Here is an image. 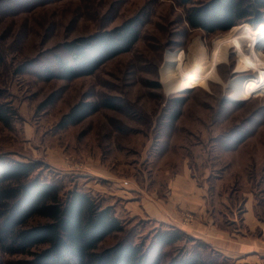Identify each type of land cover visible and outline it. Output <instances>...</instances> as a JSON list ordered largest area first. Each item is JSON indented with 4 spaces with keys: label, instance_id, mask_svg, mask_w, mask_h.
I'll use <instances>...</instances> for the list:
<instances>
[{
    "label": "rangeland",
    "instance_id": "rangeland-1",
    "mask_svg": "<svg viewBox=\"0 0 264 264\" xmlns=\"http://www.w3.org/2000/svg\"><path fill=\"white\" fill-rule=\"evenodd\" d=\"M134 15L142 25L130 50L90 75L66 79L51 69L55 55H64L63 41ZM227 31L207 34L190 28L175 0H0V89L16 111L8 126L0 122V156L39 161L42 179L87 189L111 205L125 229L106 236L98 250L127 234L147 244L165 225L186 232L182 228L190 223H180V228L173 220L130 215L120 197L124 181L152 199L165 196L173 179L185 177L187 183L209 186V212L225 230H230L229 219L239 220L235 214L247 201L253 216L264 220L262 67L240 70L242 57L230 46L225 61L215 65L219 82L176 92L162 83L163 67L170 64L175 74L184 66L185 54L190 57L198 47L197 59L206 66L213 42ZM260 50L264 53V42ZM45 68L58 75L46 77ZM251 84L258 90L242 99ZM80 99L96 103L97 109L76 124L59 126L61 116ZM106 100L113 106L104 105ZM174 110L179 115L171 121ZM235 134L244 138L233 146L229 139ZM190 214L183 210L181 219L189 221ZM181 248L202 250L214 264H233L192 239L164 247L161 264ZM15 258L3 254L4 264Z\"/></svg>",
    "mask_w": 264,
    "mask_h": 264
},
{
    "label": "trees",
    "instance_id": "trees-1",
    "mask_svg": "<svg viewBox=\"0 0 264 264\" xmlns=\"http://www.w3.org/2000/svg\"><path fill=\"white\" fill-rule=\"evenodd\" d=\"M175 1L183 8L188 26L207 34L224 32L243 22L257 26L264 21V0ZM141 25L142 20L134 15L111 28L65 40L64 55H55L51 69L66 79L90 75L107 60L130 50L139 38ZM51 69H44L48 78L58 75ZM4 99L0 89V122L8 126L16 111ZM104 105L113 106L109 100ZM96 109V103L80 99L61 116L58 125L76 124ZM177 111L170 114L171 121L177 119ZM243 138V134H235L229 141L235 146ZM39 164L0 156V264L5 262L3 254L18 257L11 264H161V250L182 239L209 248L214 257L221 255L207 242L169 224L158 229L147 244L127 234L98 250L106 236L124 231L123 218L87 189L65 188L42 179ZM35 218L40 220L33 221ZM183 251L178 250L165 264H214L202 250Z\"/></svg>",
    "mask_w": 264,
    "mask_h": 264
},
{
    "label": "crops",
    "instance_id": "crops-1",
    "mask_svg": "<svg viewBox=\"0 0 264 264\" xmlns=\"http://www.w3.org/2000/svg\"><path fill=\"white\" fill-rule=\"evenodd\" d=\"M124 183V188L120 189L123 195L120 194V197H124L125 208L130 215L145 216L167 223L173 220L174 225L180 228V223L190 222L182 229L207 242L226 258L229 257L233 264H264V220L253 216L252 207L248 204L250 201L243 203V209L238 204L239 211L235 217L238 216L239 220L229 219L230 230H225L226 226L222 222L220 226L218 218L209 212V186H198L192 180L187 183L185 177L173 179L165 196L155 195V198L149 199L143 195L139 186H130L125 181ZM183 210H188L193 216L185 219L189 221L181 219ZM241 212L243 213L240 214Z\"/></svg>",
    "mask_w": 264,
    "mask_h": 264
},
{
    "label": "bare ground",
    "instance_id": "bare-ground-1",
    "mask_svg": "<svg viewBox=\"0 0 264 264\" xmlns=\"http://www.w3.org/2000/svg\"><path fill=\"white\" fill-rule=\"evenodd\" d=\"M264 42V22L259 23L253 29L249 28L247 24H238L231 27L224 35L218 37L213 42V49L206 66L197 59V54H201V48L198 47L196 51L192 52L190 57L188 54L184 56V66L175 74L170 71V64L165 65L162 69V83L165 89L169 92H176L185 90L197 84L207 85L208 80L219 82V76L216 73L215 65L221 64L225 61L227 48L234 46L238 57L241 58V69H248L250 66L257 70L262 67L260 73L264 71V53L260 48ZM195 44L192 43L193 46ZM190 46V47H192ZM195 49V48H193ZM191 50V49H190ZM202 59V58H201ZM206 60V59H205ZM192 61V63H191ZM225 63V62H224ZM225 65V64H224ZM223 65V66H224ZM227 65V64H226ZM261 87L264 89V79ZM247 84L243 83L242 87ZM259 87L256 84H251L246 87V91L242 93V99H248L252 92H256ZM236 89H240L236 86Z\"/></svg>",
    "mask_w": 264,
    "mask_h": 264
}]
</instances>
